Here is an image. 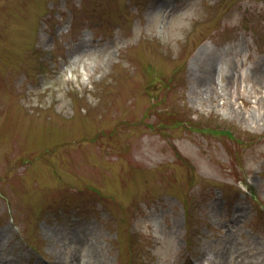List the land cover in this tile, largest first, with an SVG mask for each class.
<instances>
[{
  "label": "rangeland",
  "instance_id": "obj_1",
  "mask_svg": "<svg viewBox=\"0 0 264 264\" xmlns=\"http://www.w3.org/2000/svg\"><path fill=\"white\" fill-rule=\"evenodd\" d=\"M263 59L264 0H0V264H264Z\"/></svg>",
  "mask_w": 264,
  "mask_h": 264
},
{
  "label": "bare ground",
  "instance_id": "obj_2",
  "mask_svg": "<svg viewBox=\"0 0 264 264\" xmlns=\"http://www.w3.org/2000/svg\"><path fill=\"white\" fill-rule=\"evenodd\" d=\"M202 50L198 52L196 58L193 59L192 64L195 67V70L192 72L193 84L190 86L191 92L193 94L202 95L204 94L203 89L205 88V96H215L217 95V88L215 87V83L213 81V77L215 74V59L214 57L209 56L206 58V61L202 62ZM198 66V69L196 68ZM264 59L258 60L256 65L251 70V75L254 77L255 81H260L261 73L264 70ZM234 74V73H233ZM205 76V80L202 79ZM233 75L230 78H226V86L223 88V91L226 93H231L233 87Z\"/></svg>",
  "mask_w": 264,
  "mask_h": 264
}]
</instances>
